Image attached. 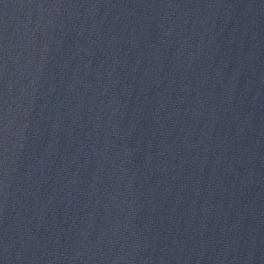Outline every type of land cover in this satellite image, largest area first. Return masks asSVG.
<instances>
[{
	"label": "water",
	"instance_id": "obj_1",
	"mask_svg": "<svg viewBox=\"0 0 264 264\" xmlns=\"http://www.w3.org/2000/svg\"><path fill=\"white\" fill-rule=\"evenodd\" d=\"M0 264H264V0H0Z\"/></svg>",
	"mask_w": 264,
	"mask_h": 264
}]
</instances>
